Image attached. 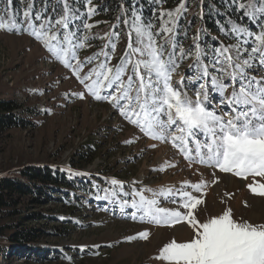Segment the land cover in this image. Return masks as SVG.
<instances>
[{
  "label": "snow or ice",
  "instance_id": "1",
  "mask_svg": "<svg viewBox=\"0 0 264 264\" xmlns=\"http://www.w3.org/2000/svg\"><path fill=\"white\" fill-rule=\"evenodd\" d=\"M39 2L37 7L38 0H19L15 5L14 0H0V30L34 37L54 60L71 70L87 95L108 102L144 136L171 142L190 166L211 170L208 179L201 172L198 182L185 180L179 188L158 190L132 187L131 192H123V183L113 178L110 183L118 186L117 190L105 189L106 194L96 198L110 199L120 191L132 197L130 202L118 203L122 211L134 210L133 221L160 227L184 224L190 229L187 237L174 236L151 257L159 264H264V222L237 218L231 207L199 218V206L205 203L203 190L219 182L217 170L243 180L252 177L246 187L264 198V75H257L264 69V0H222L227 12L239 14L227 24H219L224 39L212 36L218 43H206L204 37L209 33L201 27L188 47L183 43L189 38L192 22L183 28L180 25L186 18L188 0H180L174 9L154 8L148 18L140 0H131L130 6H121L113 24V28L119 27L123 17L130 37L114 66L109 52L103 50L102 60L101 53L78 59V51L98 38L91 34L94 25L88 22L97 14L92 0ZM148 2L163 6L166 0ZM245 18L255 27L244 23ZM105 36L114 52L116 43L111 38L118 40L119 34L113 31ZM94 60L96 65L84 71ZM186 60H191L187 73L174 79ZM74 95L85 98V92ZM67 171L86 175L70 168ZM225 195L232 198L231 193ZM162 201L173 206H163ZM150 235V230L144 229L125 239L147 240Z\"/></svg>",
  "mask_w": 264,
  "mask_h": 264
},
{
  "label": "rangeland",
  "instance_id": "2",
  "mask_svg": "<svg viewBox=\"0 0 264 264\" xmlns=\"http://www.w3.org/2000/svg\"><path fill=\"white\" fill-rule=\"evenodd\" d=\"M102 31L91 30V34L99 39H107ZM103 44V51L109 49L110 64L117 65L127 49L124 42L117 41L114 52L109 41ZM106 44L109 47L105 48ZM87 50L86 54L79 55V60H86L97 53H101L100 59H103L102 51L93 47ZM97 62L94 60L84 71ZM190 63L184 61L174 79L186 74ZM257 75H264V69ZM80 92H85V98L74 95ZM3 98L15 100L21 105V111L16 112H23V118L30 125L0 136V177L16 175L24 168L48 169L87 190L81 200L74 199L72 193L57 192L58 198H69L70 202L76 203L72 205L77 210L74 214H69L64 209V203L59 201L26 207V215L44 214L50 210L53 212L51 215L57 218L55 221L41 219L31 223L24 219L25 225L42 230L38 232L41 237L37 241L39 249L34 258L39 261L43 258V261L29 264H159L151 257L158 253L164 243L174 236L187 237L190 229L184 224L160 227L133 221L131 212L134 210L125 208L122 211L118 203L125 199L130 202L132 197L124 196L120 191H116V196L110 199L96 197L104 196L105 189L117 190L118 186L110 183L113 178L123 183V192H131L132 187L158 190L162 187L179 188L185 180L198 182L200 174L197 175L191 169L193 167L209 174L211 170L198 164L190 166L171 142L164 143L144 136L108 102H98L87 95L71 70L54 60L42 43L27 33L0 30V99ZM129 140L133 142L125 143ZM153 144L155 147L151 146ZM159 154L165 155L166 164L161 163ZM69 168L72 172L86 175H71L67 171ZM216 175L219 179L233 177L245 182L244 185L253 179L249 177L243 180L218 170ZM255 179L261 180L259 177ZM134 181L136 183L133 185ZM219 185V182L210 184L203 190L205 203L199 206L200 219L221 213L232 202L225 196L219 197ZM246 185L243 187L246 194L261 199L253 195ZM162 204L173 206L163 201ZM231 209L237 218L242 217L251 223L264 222V216L256 211L247 212L245 206H242V212ZM56 226H67L69 231L61 236V233L52 230ZM144 229L151 232L147 240L125 239ZM81 246H86L83 251ZM8 259L3 260L0 256V264L24 262L12 256Z\"/></svg>",
  "mask_w": 264,
  "mask_h": 264
},
{
  "label": "trees",
  "instance_id": "3",
  "mask_svg": "<svg viewBox=\"0 0 264 264\" xmlns=\"http://www.w3.org/2000/svg\"><path fill=\"white\" fill-rule=\"evenodd\" d=\"M18 2L19 0H14V5L18 4ZM140 2L144 8V16L148 18L152 16L154 8L174 9L180 3V0H166L163 6L152 5L148 0H140ZM92 3L97 7V14L88 20L89 23L94 25L91 30L98 32L104 30L102 31L104 34L114 31L120 35L118 40L112 37V42H124L125 47H127L130 37L127 28L123 24V17L121 18L119 27L113 28V24H115L117 16L120 15L121 6H130L131 0H92ZM2 6L0 5V7ZM39 6L41 4L38 0L37 7ZM73 6L75 7L76 5L74 4ZM62 7L63 5L61 4V11ZM79 7L82 11L85 10L83 3ZM187 9V12L184 14L186 18L180 20L182 28L189 21L192 22L189 38L184 40L183 43L184 47L192 45V36L201 27L205 28L209 33V35L204 37L206 43H218V41H213L211 37L219 36L220 39H224L219 33V24H227L229 18L235 19L239 15L234 10L227 12L225 10L226 5L222 3V0H203V4H201V0H188ZM216 9H219V11H216ZM201 14L203 18H201ZM156 15H159V11L156 12ZM243 22L248 24L250 28L255 27L246 18ZM76 23H79V21H76ZM134 38L133 34L132 39ZM180 38L183 39L182 32ZM103 39L95 38L90 40V46L86 45L84 49L78 52V59L79 55L86 54L88 52L87 49L90 47L102 51L104 41H109V38ZM21 109L22 106L17 104L15 100L8 98L0 99V136L15 129H24L27 125H30L29 121L23 118V112H16L21 111ZM63 191L72 193L74 199L80 200L87 193V190L84 188L75 185L73 182L64 180L61 176L53 174L48 169L31 170L30 168H24L16 175L0 177V256L3 260L8 261L9 256H12L23 259V264L39 261L34 257L37 254L36 250L39 249L37 241L41 237L38 232L42 230L27 226L23 221L24 219H27V223H31L32 221L37 222L41 219L55 221L57 218L52 216L53 212L50 210H47L44 214L35 213L26 215L25 209L30 204L37 203V205H41L44 202L53 203L54 201H59L64 203V209L68 210L69 214H74L77 210H74L72 205H76V203L70 202L69 198H58L56 196L58 195L57 192L63 193ZM78 207L81 208V206ZM52 230L61 233V236H65L69 231L67 226H56ZM40 261H43V258Z\"/></svg>",
  "mask_w": 264,
  "mask_h": 264
},
{
  "label": "bare ground",
  "instance_id": "4",
  "mask_svg": "<svg viewBox=\"0 0 264 264\" xmlns=\"http://www.w3.org/2000/svg\"><path fill=\"white\" fill-rule=\"evenodd\" d=\"M162 148L164 149V147H162ZM168 152H169V150H168ZM159 158H160L161 163L163 162L164 164H166V157L164 154H159ZM191 169H193V171L197 172V175H199L200 172H202V170H203V169L195 168V167H193ZM203 171H205V170H203ZM191 172H192V170H191ZM204 173H205L204 178L208 179L210 174L207 171H205ZM200 178H201V176L199 175V179ZM219 180H220L219 181V183H220L219 191L221 193V194L219 193L220 194L219 197L224 198V196H225V198L227 197L229 199V197L226 196L225 193H231L232 194V198L230 199V201H232V202L230 203V205L228 207L234 208V209L238 210V212H239V210H241V212H242L243 211L242 206H245V202H247V206H245L247 208V210H246L247 212L256 211L260 216H264V200L262 198L261 199H254V198H251L248 194H246V192L243 191V187L247 183L244 185L245 182H243V183L239 182L238 180H236L233 177H225V178L221 177ZM208 191H209V189H208ZM211 193L212 192H210L209 194H211Z\"/></svg>",
  "mask_w": 264,
  "mask_h": 264
}]
</instances>
